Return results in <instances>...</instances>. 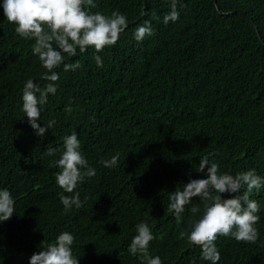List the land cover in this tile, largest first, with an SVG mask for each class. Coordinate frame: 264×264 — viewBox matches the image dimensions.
<instances>
[{
    "label": "trees",
    "instance_id": "1",
    "mask_svg": "<svg viewBox=\"0 0 264 264\" xmlns=\"http://www.w3.org/2000/svg\"><path fill=\"white\" fill-rule=\"evenodd\" d=\"M143 1L95 0L90 11L118 10L137 22L98 53L65 54L81 68L55 69L57 91L38 121L55 123L43 136L23 116L21 96L28 79L48 83L46 70L32 54L34 40L20 37L0 9V188L15 200V213L0 223V264H28L64 231L74 236L79 264H141L128 251L141 221L155 237L149 252L162 264H210L187 235L202 202L191 197L177 222L170 193L206 174L197 166L206 152L221 173L264 176V0H178L179 17L168 22L171 0H146L140 17ZM145 21L153 34L137 41ZM72 131L96 172L77 185L82 207L65 211L55 161ZM50 148L56 155L45 154ZM117 153V166L104 167ZM250 199L261 205L257 240L218 234V264H264V189Z\"/></svg>",
    "mask_w": 264,
    "mask_h": 264
},
{
    "label": "clouds",
    "instance_id": "2",
    "mask_svg": "<svg viewBox=\"0 0 264 264\" xmlns=\"http://www.w3.org/2000/svg\"><path fill=\"white\" fill-rule=\"evenodd\" d=\"M178 0H171L170 11L164 21H175L179 17L176 9ZM95 0H0V9L8 22L15 24V32L22 38L34 40L32 54L37 56L46 70L41 79L48 81L42 88L28 79L22 90V111L27 123L37 136H43L55 121L47 125L38 121L41 116V106L45 105L48 96L57 91L56 81L60 76L55 69L63 65L64 71H76L81 68L79 60L66 62L68 57L84 53L89 47L100 52L106 46L114 45L121 33L128 26L126 15L113 10L105 15L102 12H92ZM153 34L151 25L145 21L135 31V39L142 41ZM97 67L103 66L99 55L94 56ZM71 111V108L66 109ZM47 156L56 155V149H47ZM119 161V153L108 160H102L104 167L114 168ZM60 169L56 175V183L62 189L57 193L65 211L82 207L77 185L86 177L95 175V168L89 166L88 160L81 151V142L77 133L72 131L63 137V151L55 161ZM198 171L206 172L190 178L182 190H176L169 195V210L177 222L181 221L185 205L191 202V197H198L202 202V214L190 222L188 239L202 248V257L210 264H218L220 252L215 244L217 235L231 236L237 241L255 242L258 237L256 224L260 220L258 213L261 205L250 199L255 191L264 189V176L258 175L255 169L238 172L235 175L218 171L220 165L211 153H204L199 158ZM244 191L241 193V189ZM70 193L71 195H65ZM222 194H227L225 198ZM15 200L7 187L0 188V223L9 220L15 213ZM193 213L200 211L197 205L191 208ZM181 236L185 233L181 232ZM150 225L141 221L136 225V235L129 244L130 254L137 256L141 264H162L158 255L149 252V243L154 239ZM74 236L67 231L56 236L55 241L47 243L42 250L34 252L28 259V264H79L74 256L72 245Z\"/></svg>",
    "mask_w": 264,
    "mask_h": 264
},
{
    "label": "water",
    "instance_id": "3",
    "mask_svg": "<svg viewBox=\"0 0 264 264\" xmlns=\"http://www.w3.org/2000/svg\"><path fill=\"white\" fill-rule=\"evenodd\" d=\"M214 2L216 3V0H214ZM143 4H144L143 5V12H142V15L140 17H143L144 16V13H145V10H146V0L143 1ZM216 7L218 8V5L217 4H216ZM136 22H137V20H134V21L128 23V26L131 25V24H133V23H136Z\"/></svg>",
    "mask_w": 264,
    "mask_h": 264
}]
</instances>
